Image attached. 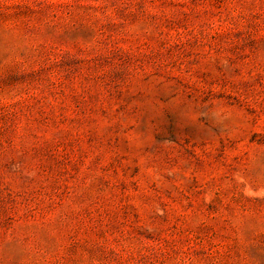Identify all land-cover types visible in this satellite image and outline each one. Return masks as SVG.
I'll return each mask as SVG.
<instances>
[{
    "label": "rangeland",
    "instance_id": "1",
    "mask_svg": "<svg viewBox=\"0 0 264 264\" xmlns=\"http://www.w3.org/2000/svg\"><path fill=\"white\" fill-rule=\"evenodd\" d=\"M0 264H264V0H0Z\"/></svg>",
    "mask_w": 264,
    "mask_h": 264
}]
</instances>
